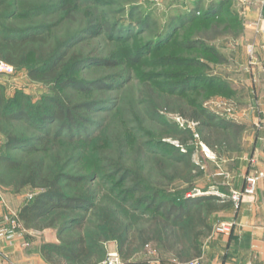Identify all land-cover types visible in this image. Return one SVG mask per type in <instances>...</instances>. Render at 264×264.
<instances>
[{
    "label": "rangeland",
    "instance_id": "374dc122",
    "mask_svg": "<svg viewBox=\"0 0 264 264\" xmlns=\"http://www.w3.org/2000/svg\"><path fill=\"white\" fill-rule=\"evenodd\" d=\"M197 2L200 0L161 5L151 0H0V17L29 13L24 23L15 22L20 27L41 22L50 25L63 17L56 36L60 39L69 36V42L82 38L89 25H97L95 36L83 38L72 49L71 53L83 55L84 61L81 70L71 77L83 87L107 85L103 89L93 86L86 94L74 90L63 92L58 82L32 80L27 65L15 67L12 75L0 76L1 97L12 106L26 108L33 118L31 124L4 129L27 140L41 137L43 134L34 128L40 123L34 117L40 115V108L47 105L49 97L68 93L76 103H92L91 110L78 111V124L71 135L75 142L89 141L81 154L88 164L98 163L95 158L101 151L100 156L138 170L149 192L160 189L161 197L171 202L178 203L183 197L228 194L234 184L236 159L250 152L257 129L264 127V0H247L245 4L235 0H201L198 8L203 13L207 7L221 11L218 17L205 22L193 21L197 17L198 8L194 7ZM36 10L39 15L33 18ZM251 14L254 20H250ZM105 25H109L110 31L103 29ZM254 44H257L256 63L252 67L248 64L247 48ZM132 56L138 58L136 64L130 62ZM194 83L203 90L191 88ZM192 102L201 104L220 119L245 125L241 131L231 130V145L220 156L200 141L196 124L187 122L175 111L187 108ZM150 108L157 117L148 114ZM174 126L194 134L193 167L189 171L167 159L170 145H180L169 137ZM53 130L56 132L58 127ZM62 133L66 135L67 131ZM5 142V136L0 133V155L5 152ZM74 144L64 150L67 153L54 151L68 159L76 153L73 147L81 146ZM84 166L77 162L68 172L82 173ZM173 170L179 173L177 180L169 183L161 179V175ZM110 175L114 177L111 180L102 175L95 181L106 187L117 181L114 172ZM6 181L11 178L8 176ZM121 189H126V185ZM36 194L30 189L15 194L9 185L0 186L1 261L14 262L17 225L21 236L30 240V244L58 242L56 229L26 230L17 219L21 206ZM23 245L30 246L27 241ZM101 246L105 256L97 264H102L112 253L118 255L120 264H173L174 261L163 247L155 244L142 249L134 247L129 254L120 252L114 241L101 242Z\"/></svg>",
    "mask_w": 264,
    "mask_h": 264
},
{
    "label": "trees",
    "instance_id": "16d2710c",
    "mask_svg": "<svg viewBox=\"0 0 264 264\" xmlns=\"http://www.w3.org/2000/svg\"><path fill=\"white\" fill-rule=\"evenodd\" d=\"M200 2L194 7L198 8ZM207 8L204 13L201 7L198 8L193 21L205 22L220 15L221 11ZM37 11L32 13L33 18L39 15ZM28 14L11 13L8 17H0V61L14 69L27 65L28 76L32 80L58 82L63 92L74 90L86 94L94 89L93 86L106 88L107 85L98 83L83 87L81 82L71 77L81 70L84 61L83 55L71 51L83 38L95 36L99 30L97 25H89L82 32V38L69 42V36L66 39L56 36V28L63 17L50 25L43 22L37 25L29 23L26 27L15 25V22L24 23ZM65 19L69 20L68 17ZM103 29L110 31L109 25ZM136 61L138 58H130L131 63ZM198 87L199 84L194 83L191 88ZM91 108V102L76 103L68 93L49 97L47 105L40 108V115L34 117L40 123L34 128L43 135L27 140L4 128L13 129L18 124L30 123L33 116L24 107L12 106L0 94V133L6 138L5 152L0 155V186L9 185L15 194L26 189L37 192L30 202L21 206L17 219L26 230H57L58 242L43 244L40 248L45 262L97 264L105 256L101 242L109 241L116 242L119 251L127 254L134 247L142 249L155 244L163 247L179 264L200 258L201 239L213 231L208 224L209 216L231 205V197L211 194L183 197L178 203L171 202L161 197L160 189L149 192L138 170L125 167L113 158L100 156L98 153L101 151L96 154L98 163L88 164L81 154H84L89 141L75 142L71 135L78 124V111L87 112ZM175 111L187 122L196 124L200 141L219 156L231 145V130L241 131L245 127L220 119L197 102ZM148 114L157 117L151 108ZM45 122L51 124L47 126ZM55 126L58 127L56 132L53 130ZM65 130L67 134L63 135ZM169 137L180 145H170L168 161L189 171L193 167L194 149L191 146L196 141L194 134L174 126ZM74 143L81 145L73 147L76 153L68 159L67 156V160L60 157ZM181 147L185 150L181 151ZM15 151L19 152L18 155L12 156ZM77 162L85 164L84 171L79 174L68 172ZM157 168L162 174L160 165ZM113 172L117 178L115 183H108L105 187L95 181L102 175L111 180ZM8 176L11 181L7 183ZM161 176V179L172 183L179 173L173 170ZM125 185L126 189H121ZM118 189L122 191L117 192Z\"/></svg>",
    "mask_w": 264,
    "mask_h": 264
},
{
    "label": "crops",
    "instance_id": "0c3cea01",
    "mask_svg": "<svg viewBox=\"0 0 264 264\" xmlns=\"http://www.w3.org/2000/svg\"><path fill=\"white\" fill-rule=\"evenodd\" d=\"M250 20H254L252 14ZM254 48L257 49V44H254ZM259 171L264 172V127L257 129V136L251 141L250 152L236 159L234 184L228 194L221 195L230 197L233 192H243L245 177ZM221 222H233L232 232L221 235L212 231L203 237L200 242L201 257L198 258L200 264H264V178L259 180L253 195H243L238 207L232 202L208 218L212 229ZM26 241L29 248L23 245ZM30 243V240L21 236L17 225L15 258L11 264H47L40 253L44 242ZM0 264L8 263L0 258Z\"/></svg>",
    "mask_w": 264,
    "mask_h": 264
},
{
    "label": "built area",
    "instance_id": "2783aa9c",
    "mask_svg": "<svg viewBox=\"0 0 264 264\" xmlns=\"http://www.w3.org/2000/svg\"><path fill=\"white\" fill-rule=\"evenodd\" d=\"M152 3L155 5H161L164 2H184V1H189V0H151ZM238 3L245 4L247 0H235ZM247 55L249 57V62L248 64L253 67L256 63L255 59V48L254 45H250L247 48ZM15 69L12 65L7 64L5 62L0 61V76H9L14 73ZM264 178V172L259 171L253 174H249L245 177V188L243 192L238 193V192H233L231 194V199L235 207H238L239 204L242 201L243 195H253L255 192V188L259 182ZM234 223L233 222H221L217 224L213 232L216 234H221V235H229L232 232ZM102 264H120L119 257L116 253H112L109 255V258L105 260ZM188 264H200L199 260H193Z\"/></svg>",
    "mask_w": 264,
    "mask_h": 264
}]
</instances>
